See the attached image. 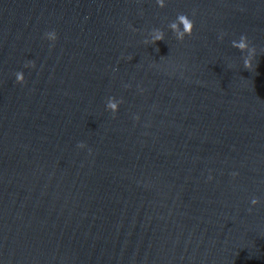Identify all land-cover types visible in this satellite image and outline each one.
Segmentation results:
<instances>
[{
	"label": "water",
	"instance_id": "1",
	"mask_svg": "<svg viewBox=\"0 0 264 264\" xmlns=\"http://www.w3.org/2000/svg\"><path fill=\"white\" fill-rule=\"evenodd\" d=\"M0 264H264V0H0Z\"/></svg>",
	"mask_w": 264,
	"mask_h": 264
},
{
	"label": "clouds",
	"instance_id": "2",
	"mask_svg": "<svg viewBox=\"0 0 264 264\" xmlns=\"http://www.w3.org/2000/svg\"><path fill=\"white\" fill-rule=\"evenodd\" d=\"M156 7L158 8H164L165 4L167 3V0H154ZM168 30L173 34L175 39L177 41H182L186 36H190L192 34L193 30V22L191 19L188 18V16L184 14H178L175 17V20L170 22L167 25ZM223 33H221L217 39L220 40L223 38ZM44 38L51 42H54L56 40V34L55 32H48L45 33ZM164 40V32L159 29H154L148 34V38L145 40L146 44H155L158 41ZM231 47L236 48L237 50H240L242 53H245L243 56V64L245 69H251L253 67V58L256 54L255 48L251 47L249 45V41L244 35H241L238 39H233L231 41ZM25 68H32L34 65L31 62H28L24 65ZM15 83L18 85L24 84V74L21 71H17L14 74ZM121 101L116 100L112 97H109L105 104V110L107 112L112 113L115 115V113L118 111L119 105ZM133 119H136V117H133ZM83 144H78L77 148H83ZM252 206H255L258 201L253 198L250 201Z\"/></svg>",
	"mask_w": 264,
	"mask_h": 264
}]
</instances>
